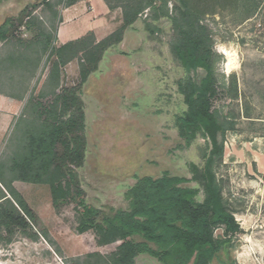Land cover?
<instances>
[{"label": "trees", "instance_id": "obj_1", "mask_svg": "<svg viewBox=\"0 0 264 264\" xmlns=\"http://www.w3.org/2000/svg\"><path fill=\"white\" fill-rule=\"evenodd\" d=\"M78 1L57 0L53 5L51 0H39L26 6L16 19L0 25V42H7L13 22L22 26L29 19V16L23 19L26 12L43 6L52 16L50 32L42 23H35L34 38L19 42L12 54L0 59V85L8 91L0 88L1 93L23 101L28 92L23 81L34 79L43 55L48 53V62L53 59L41 88L37 94L36 87L31 90L17 120L27 121L20 143L8 163L0 162V243L10 244L18 233L31 241L41 237L54 246L37 214L13 186L18 181L48 186L54 208L59 203H72L77 234L92 232L98 246L119 242L110 253L91 252L64 258L63 264H135L141 255L160 264H211L219 252L228 248L230 236L240 231L222 197L216 174L223 158L226 133L234 130L235 122L214 106L219 93L235 100L238 91L234 76L228 79V85L222 76L220 82L217 70L220 58L213 50L211 32L202 20L205 14L227 9L238 11L241 18L251 16L257 1L103 0L110 10H121V26L100 42L88 34L56 47L53 42L60 21L56 7L63 2V7H69ZM139 21L147 40H154L164 32V24L171 33L169 52L183 72L175 83L183 104L174 117L177 147L187 149L202 139V164H188L190 178L169 173L138 178L125 192L127 209L104 211L85 200L73 170L83 161L85 125L81 88L104 54L114 50L125 31L134 30ZM73 60L78 62V86L63 87L61 69ZM47 99L50 102L45 105ZM59 144L65 149L61 158L56 150ZM219 227L224 238L214 236ZM53 251L59 254L58 250Z\"/></svg>", "mask_w": 264, "mask_h": 264}, {"label": "rangeland", "instance_id": "obj_2", "mask_svg": "<svg viewBox=\"0 0 264 264\" xmlns=\"http://www.w3.org/2000/svg\"><path fill=\"white\" fill-rule=\"evenodd\" d=\"M38 1L1 0L0 17L15 16L25 4ZM56 1L51 0L53 5ZM256 1L257 8L251 16L241 18L238 11L227 9L205 14L202 20L211 32L213 50L220 58L217 65L220 82L221 76L226 84L234 76L238 91L235 100L219 93L214 106L235 122L234 130L226 133L223 158L216 174L222 197L240 231L230 236L228 248L219 252L212 264H264V0ZM63 6L64 2L56 10ZM28 13L23 14V19L26 16L29 19L22 26L13 22L10 44L33 39L37 34L35 23L51 29L52 16L47 8L41 6ZM135 26L133 34L126 31V39L116 50L104 54L96 71L88 77L93 82L80 95L85 125L83 161L73 170L85 200L104 211L127 209L125 192L138 178L160 177L163 173L190 178L188 164H202V139L187 149L177 147L174 117L183 104L175 83L183 72L169 52L171 33L164 24V32L154 40H147L141 22ZM223 50L230 58L222 54ZM47 58L48 53L41 57L22 109L31 90L36 87L37 94L47 76L53 60L48 62ZM67 68L64 78L71 81L75 76ZM1 74L7 78L5 73ZM48 102L50 99L44 104ZM22 109L4 130L0 118V162L5 164L27 127L26 120L17 122ZM56 150L59 158L65 155L63 144ZM13 186L37 214L54 246L41 237L31 241L16 233L10 244L0 243V264H63L64 258L91 252L107 254L118 246L119 242L98 246L92 232L77 234L74 205L59 203L54 208L48 186L18 181ZM214 236L224 238L222 227L215 229ZM136 264L160 263L141 255Z\"/></svg>", "mask_w": 264, "mask_h": 264}, {"label": "crops", "instance_id": "obj_3", "mask_svg": "<svg viewBox=\"0 0 264 264\" xmlns=\"http://www.w3.org/2000/svg\"><path fill=\"white\" fill-rule=\"evenodd\" d=\"M26 6L28 5L25 4V6H23L15 16L0 17V25L3 24L8 19H16L19 13ZM0 16L2 15L0 14ZM59 20L60 21L57 25V29L55 33V40L53 42V44L56 47L71 41L81 39L88 34H92L94 36L95 41L100 42L101 40L105 39L107 36L112 34L114 31H116L121 26L122 23L121 10L120 9L110 10L107 7V5L103 2V0H80L69 7H63L59 10ZM134 27L136 29V26ZM133 31L134 30H130V34H133ZM126 34L127 32L125 31L122 41L126 39L127 37ZM16 45L17 44H10L9 41L0 42V59H3L7 55L12 54L17 47ZM67 67L71 68V72L73 73V76H75V79L73 77L71 81H67L68 79L64 78L65 72L68 69ZM77 76H78V62H76V60H73L67 63L61 69V80H60L61 86L77 87L79 83ZM32 81L33 79L29 77L27 81L26 80L23 81L22 85L23 86L27 85L29 87L31 86ZM43 82L39 85L40 88ZM92 82L93 81H90V78L86 80V82L81 88V94H83L84 88ZM23 101H20L9 95H5V93H1L0 91V118L3 121L1 124L2 130L9 127L12 120L17 117L18 115L17 112L21 111L22 109ZM213 261L211 262V264L213 263ZM135 264H136V260H135Z\"/></svg>", "mask_w": 264, "mask_h": 264}, {"label": "bare ground", "instance_id": "obj_4", "mask_svg": "<svg viewBox=\"0 0 264 264\" xmlns=\"http://www.w3.org/2000/svg\"><path fill=\"white\" fill-rule=\"evenodd\" d=\"M222 54L225 55L227 58H230V56H231L226 50H223V51H222ZM226 67H227V68L229 67V62H228V64H227Z\"/></svg>", "mask_w": 264, "mask_h": 264}]
</instances>
